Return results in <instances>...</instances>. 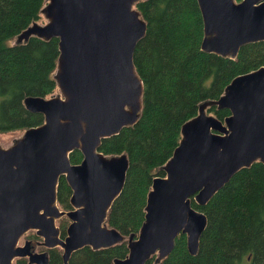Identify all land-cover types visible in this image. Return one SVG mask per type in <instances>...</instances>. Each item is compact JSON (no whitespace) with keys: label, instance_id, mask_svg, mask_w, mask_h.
I'll use <instances>...</instances> for the list:
<instances>
[{"label":"water","instance_id":"obj_1","mask_svg":"<svg viewBox=\"0 0 264 264\" xmlns=\"http://www.w3.org/2000/svg\"><path fill=\"white\" fill-rule=\"evenodd\" d=\"M140 0H46L33 21L15 37L58 38L53 74L58 92L26 95L24 107L43 121L23 129L8 145L0 143V264H47L46 250L20 237L34 229L36 244L60 247L61 263L83 246L106 248L126 240L128 251L111 264L160 262L179 233L196 255L207 217L193 207L205 204L231 176L254 161L264 163V64L235 75L215 99L199 103L181 124V137L161 165L146 195L138 232L123 234L106 223L128 169L125 152L99 150L103 138L133 125L142 109L143 82L133 52L146 31L136 7ZM203 23L200 48L234 59L249 42L264 41V0H196ZM227 108L223 120L207 107ZM79 149L81 160L69 154ZM63 175L71 194L69 209L57 203ZM69 222L60 235L56 219Z\"/></svg>","mask_w":264,"mask_h":264},{"label":"trees","instance_id":"obj_2","mask_svg":"<svg viewBox=\"0 0 264 264\" xmlns=\"http://www.w3.org/2000/svg\"><path fill=\"white\" fill-rule=\"evenodd\" d=\"M46 0H0V134L21 130L43 121L39 112L23 105L26 95L49 96L57 89L53 74L59 54L58 38L30 36L12 40L33 21H41ZM137 9L146 21V31L133 52L135 68L143 82L142 109L133 125L103 138L99 150L125 152L128 169L124 186L113 200L106 223L123 234L138 232L144 219L146 195L155 175L178 144L181 124L194 116L198 105L215 99L237 74L264 64V41L239 48L234 59L200 48L203 23L196 0H140ZM223 120L227 108L207 107ZM79 149L70 152L79 162ZM71 189L61 175L57 203L70 208ZM207 224L199 238L196 255L188 253L186 237L179 233L172 251L160 262L154 256L145 264H264V163L242 167L203 205ZM60 235L66 225L59 224ZM128 248L122 240L106 248L86 245L74 251L69 264H111ZM48 263L61 262V249H47ZM15 264L29 263L18 257Z\"/></svg>","mask_w":264,"mask_h":264},{"label":"rangeland","instance_id":"obj_3","mask_svg":"<svg viewBox=\"0 0 264 264\" xmlns=\"http://www.w3.org/2000/svg\"><path fill=\"white\" fill-rule=\"evenodd\" d=\"M46 21V19L42 16V19L40 22H44ZM13 42L15 41V38L12 40ZM59 90L58 88L53 92V93H57ZM23 129L21 130H13V131H9V132H4L0 134V143L2 145H8L9 143H11L12 139L16 136H19L22 133ZM64 209V208H63ZM64 223L65 225H67V223L69 222V218L66 215L61 216L60 218H58L56 220L57 225ZM25 239H32L33 241L36 240H42V237L38 236L35 234V230L34 229H28L19 239V243H23V241ZM35 249L40 251V250H45L46 248L43 245L40 244H36L35 245Z\"/></svg>","mask_w":264,"mask_h":264},{"label":"flooded vegetation","instance_id":"obj_4","mask_svg":"<svg viewBox=\"0 0 264 264\" xmlns=\"http://www.w3.org/2000/svg\"><path fill=\"white\" fill-rule=\"evenodd\" d=\"M59 205V204H58ZM71 206V205H70ZM69 209V208H68ZM57 220V219H56ZM56 225H57V223H56ZM58 227H59V225H57ZM59 229H60V227H59ZM36 234V233H35ZM37 235V234H36ZM37 241H40V240H36V241H33L32 239H31V243H32V245H33V247L35 248V245H36V242ZM45 247V246H44ZM46 248V247H45ZM60 248V247H59ZM47 249H50V248H46L45 250L47 251ZM78 250V249H77ZM61 253H62V250H61ZM48 254V253H47ZM61 260H62V258H61ZM61 263V262H60ZM59 264V263H58Z\"/></svg>","mask_w":264,"mask_h":264}]
</instances>
